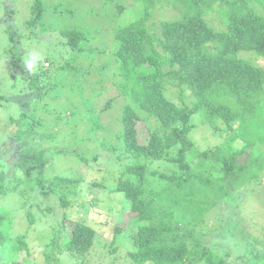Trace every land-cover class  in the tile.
<instances>
[{
	"label": "trees",
	"instance_id": "trees-1",
	"mask_svg": "<svg viewBox=\"0 0 264 264\" xmlns=\"http://www.w3.org/2000/svg\"><path fill=\"white\" fill-rule=\"evenodd\" d=\"M61 1L36 0L27 20V28L41 24L56 32L49 42L60 54L53 61L44 58L40 66L32 65L34 70L27 72L31 76L29 88L34 92L17 105L18 146L8 145L11 140H2L0 134V200L10 194L23 199L21 208L31 224L36 219L32 207L43 208L40 196L51 195L63 209L64 220H73L75 227L70 234L64 232L65 221L53 215L51 232L45 235L48 241L42 245L45 260L65 264L63 257H67L72 264H95L88 255L96 230L88 224V216L80 217L84 201L73 203L69 198L79 182L85 183L79 176L66 173L46 177L48 152L54 150L42 148L41 142L50 134L37 129L42 124L34 112L39 104L53 114L59 111L45 102L48 94L37 97L50 81L56 62L57 71L67 73L75 69L90 74L96 66L99 72L95 80H86L100 84V91L111 82L125 98L112 116L117 127H108L110 144L105 143L106 148L117 158V165L108 168L114 181L108 185L122 194L124 199L117 200L124 201L123 208L128 205L135 230L132 247L124 253L116 243L122 229L115 228V242L109 250L113 255L106 264L118 260L124 264H233L228 258L233 257L230 249L202 242L199 230L211 211L226 204L224 201L234 211L238 191L264 171V66L240 54L246 51L264 58V0H134L131 6L116 0H78L73 7ZM167 3H172L176 13L157 19V10L165 9ZM10 9L13 16L15 9ZM101 9L110 20L104 24L103 34L97 36L101 29H92L88 22L97 21ZM8 31L12 43L17 44L15 31L11 27ZM89 34H96V41L106 38L112 44L108 60L98 65L92 61L97 48L86 47ZM66 49L71 51L69 60L63 58ZM79 54H92L81 68L73 64ZM170 86L178 88L180 94L189 89L190 104L179 105L171 99ZM72 91L82 104L89 105L85 84ZM4 99L0 95V101ZM116 100V96L109 98L106 107H112ZM88 112L91 121L95 119L97 126H103L94 108ZM195 119L213 131L226 129L229 133L222 143L200 149L191 137L198 125ZM142 122L148 130L144 138ZM50 137L55 141L56 133ZM58 152L66 153L62 149ZM99 160L98 154L93 156L92 161ZM162 165L171 169L161 170ZM94 184L105 186L104 182ZM45 209L52 210L48 206ZM237 220L239 229L245 231V218ZM11 226L8 211H0L2 264H17L18 252L30 253L26 230L13 235ZM261 233L264 238V231ZM259 238L248 246L253 247ZM116 251L124 257L116 256ZM239 259L238 264H258L264 259V250L244 251Z\"/></svg>",
	"mask_w": 264,
	"mask_h": 264
},
{
	"label": "rangeland",
	"instance_id": "rangeland-1",
	"mask_svg": "<svg viewBox=\"0 0 264 264\" xmlns=\"http://www.w3.org/2000/svg\"><path fill=\"white\" fill-rule=\"evenodd\" d=\"M52 1L59 2L60 0ZM77 1L62 0L61 2L70 4L73 7L74 4H77ZM116 1L127 6L133 5L134 2V0ZM35 2L36 0H0V95L5 96V99L2 102L0 101V134L2 135V140H11L8 145L18 146L15 136L17 131L16 119L19 114L17 105L21 103L20 100H25L28 98V94L34 92L33 89L29 88L31 76L27 72L34 70L32 65L40 66V62L42 63L44 58L53 61L59 58L58 55L60 54L55 45L49 42V40H54L56 32L44 29L41 24L34 29L31 25L27 28V20H29L33 12ZM172 6V3H167L164 7L165 9L157 10L155 17L157 19L173 17L176 12L172 9ZM11 7L15 9L13 16L10 11ZM50 8L51 10L53 9V7ZM116 11L118 10L115 9ZM160 12L164 13L159 15ZM47 15L48 12L45 15V19H47ZM59 15L62 16L63 14L59 13ZM109 20L110 18L106 20V14L101 9V17L97 21L90 20L88 23L92 29H101V32L99 31V34H97L98 36L103 34L102 28ZM10 27L15 31L16 39L19 41L17 44L15 42L13 44L9 37L8 28ZM107 38L109 37L107 36ZM89 39L86 42V47L91 45L93 48H97L95 53H93L94 59L92 61L94 63L96 61L97 63L95 64L98 65L100 64L99 62L107 59V56L112 53V47H110L112 44L106 38H103L102 41H96V34H89ZM63 54L65 60L71 59V51L68 49L64 50ZM94 54L97 56V60ZM240 54L242 57L250 59L253 63L264 66V58L257 57L252 52L243 51ZM91 56L86 57L79 54L77 56L78 59L74 60L73 64L81 68L88 60L90 61ZM47 64L45 63V65ZM57 64L56 62L55 65ZM55 65L51 67L50 81L46 84L42 82L45 86L40 83V86L44 87L37 97H44L48 94V100L42 101L51 106L50 109L57 107L59 111L53 114L51 111L41 108L39 104V109L34 112L37 122L42 124L37 129L47 133V135L50 134L41 142L42 148L54 150L53 152H48L45 174L46 177H52L66 173L75 177L79 176V179H82L85 183L83 185V183L79 182L75 186V193L71 194L69 198L73 203L84 201L80 217L88 216V224L96 230V240L88 258H92L95 264H100L101 262L106 264L112 259L113 254H110L109 250L112 248L111 244L115 242L113 239L115 228L119 227L122 229L116 243H119L120 249L124 253L131 249L132 238L135 233V230L131 227V214L128 205L123 208L122 203L124 201L119 202L124 199L122 194L115 192L113 187L108 185L114 182L108 168L112 164L117 165L116 153L106 148L105 144L110 142L108 127H117L112 116L118 113L125 98L111 82H106L102 91H100V84L92 85L91 81L95 80L97 77L95 74L99 72L96 66L92 68L93 71L90 74H84L80 70L73 69L70 71L71 73L68 72L69 75L71 74L70 77L66 71H57ZM88 77L91 81L86 80ZM83 84H85L84 95L91 101L88 102L89 105L82 104L79 95L72 91L74 87L77 90ZM168 93L170 98L179 105L190 104L192 99L189 89L180 94L178 88L170 86ZM115 96L117 100L113 103V106L106 107L107 100ZM90 108H94L95 112L98 113L103 126H97L95 119L92 121L89 119L88 110ZM24 109H26V106ZM150 121L154 124V121ZM195 121L198 125L193 129L191 137L200 149H208L217 143H222L229 133L226 129L213 131L207 124L200 123L199 119H195ZM143 122L140 130L144 133H141V137L146 136L148 132L147 126ZM147 124L149 123L147 122ZM53 133H56L55 141L50 137ZM60 149L65 150L66 153L58 152ZM96 154L100 156V160L97 163L92 161L93 156ZM83 156L87 157L90 162L84 161ZM160 169L167 170L171 168L167 165H162ZM94 182H104L105 186H96ZM47 185L49 184L47 183ZM237 195L236 204H238V207L234 211L232 206L228 208L229 202L224 201L226 204L220 206L218 211H211L208 222L199 230V237L202 242L216 248L220 245L227 246L233 254V257H228L233 264L240 262L239 256L244 251L251 252L257 249L258 252H263L264 250V242L262 240L264 238L261 233L262 230L264 231V198L262 197L264 196V171L259 176V179L251 181L245 188L240 189ZM40 197L43 200V208L32 207L36 219L31 224H29L28 218L25 216V210L21 208L24 203L23 199H18L16 194H10L4 200H0V211H8V216L13 224V227L11 226L9 229L13 235L25 232V230L28 235L30 253L27 254L23 251L20 254L18 252L15 257L17 264H49L44 258L42 245L46 240L48 241L45 235L50 234L54 218L64 220L63 209L60 208L58 201L52 198L51 195ZM46 206L52 208V212L46 210ZM221 214L223 215L220 220ZM240 217H244L246 220V224L243 225L244 228H247L245 231L244 229H239L237 218ZM64 221V232L70 234L75 227V223L71 222L73 220ZM255 237H261L262 239L259 238L257 242H253V247H249L248 242L254 241ZM2 253L3 249L1 248L0 264L5 262V257ZM114 254L118 257L121 256V258L124 257L123 255H118V251ZM26 259L27 262L24 263ZM66 259L67 257H63L65 264L73 263L68 262ZM118 261L120 262L114 264L125 263V261ZM258 264H264V259H261Z\"/></svg>",
	"mask_w": 264,
	"mask_h": 264
}]
</instances>
